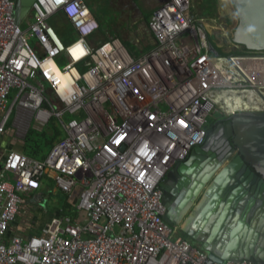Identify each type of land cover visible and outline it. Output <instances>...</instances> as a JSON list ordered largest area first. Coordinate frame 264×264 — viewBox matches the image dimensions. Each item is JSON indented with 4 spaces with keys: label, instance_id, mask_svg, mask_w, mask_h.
Returning <instances> with one entry per match:
<instances>
[{
    "label": "built area",
    "instance_id": "built-area-1",
    "mask_svg": "<svg viewBox=\"0 0 264 264\" xmlns=\"http://www.w3.org/2000/svg\"><path fill=\"white\" fill-rule=\"evenodd\" d=\"M190 6L158 4L154 45L135 55L118 37L88 42L100 21L87 0H34L20 23L14 0H0V138L13 113L27 129L54 119L63 131L44 159L0 144V264H219L174 237L160 184L204 142L207 115L264 110V51L214 55ZM231 94L248 104L227 109L220 97ZM44 179L79 188L78 215H52L25 237L13 223Z\"/></svg>",
    "mask_w": 264,
    "mask_h": 264
},
{
    "label": "water",
    "instance_id": "water-1",
    "mask_svg": "<svg viewBox=\"0 0 264 264\" xmlns=\"http://www.w3.org/2000/svg\"><path fill=\"white\" fill-rule=\"evenodd\" d=\"M33 2L14 0L16 22ZM218 3L232 43L264 51V0ZM210 50L219 55L212 43ZM229 138L234 147L222 151L221 141ZM207 154L211 159L204 160ZM217 154L219 160H212ZM160 187L167 207L163 218L201 241L210 263L246 258L264 264V110L237 111L216 119L205 142L178 161Z\"/></svg>",
    "mask_w": 264,
    "mask_h": 264
},
{
    "label": "rangeland",
    "instance_id": "rangeland-1",
    "mask_svg": "<svg viewBox=\"0 0 264 264\" xmlns=\"http://www.w3.org/2000/svg\"><path fill=\"white\" fill-rule=\"evenodd\" d=\"M162 1L87 0L91 11L99 19L101 27L94 33V37L88 38V42L95 44L99 41L102 42L107 37H118L133 52L145 50L150 46L149 39L151 38L148 20L153 10ZM190 11L203 24L217 45L223 46L225 50H243L242 45L232 43L231 37L228 35L227 23L220 15L218 0H191ZM200 18L203 19L200 20ZM221 117V113L213 111L207 115L204 128L208 130L210 125ZM26 124L25 115L19 114L14 119L13 113L9 118L4 135L0 138V144L16 150L22 147L24 152L43 156L48 147L45 146L44 138L40 134L36 135L34 140L24 142L29 131ZM47 137H50V133H48ZM78 189L76 187L72 193H64L56 184L44 179L38 189L29 191L26 194L27 197L13 223L14 229L21 232L23 236L28 237L30 234L38 232L40 227L52 215L67 213L65 210L68 212L71 210L75 211L77 207L74 200ZM199 197L194 203L198 201ZM65 202L72 204V207L69 208L70 210ZM189 211H191V208ZM175 232L174 237L181 236L194 246L202 248V242L185 235L180 230V226H177Z\"/></svg>",
    "mask_w": 264,
    "mask_h": 264
},
{
    "label": "trees",
    "instance_id": "trees-1",
    "mask_svg": "<svg viewBox=\"0 0 264 264\" xmlns=\"http://www.w3.org/2000/svg\"><path fill=\"white\" fill-rule=\"evenodd\" d=\"M51 22L56 26V28L58 29V32L60 33V35H61V37L65 43H68L69 41H71V39H72L71 28L64 27L56 19H52ZM99 28H101V27H99ZM208 39H209V42H211L215 46V48L219 52V55H221V56L240 55V54H245L247 52H251V51L247 50L245 47H243V50H236V49L225 50L223 46H219L216 44V42L212 39L210 34H208ZM58 60H59V62L61 61L60 58ZM48 133H50V137H47ZM38 134H40L44 138V144H45V146L48 147V150L46 151V153L43 156H37V155L32 154V153L24 152L22 147L19 148V150L23 151L24 153H26L32 157H35L38 159H44L47 156V154H48L49 150L51 149V147L53 146V144L63 136V131L60 128V126H58L56 124L55 120L51 119L48 122V124L40 131H37V130L30 128L27 135H26V138L24 139V142L29 141V140L30 141L34 140V138ZM21 146H22V144H21ZM9 148H11V147H9ZM65 203H66V206L68 207V209L72 207L71 203H67V202H65ZM65 212H67V214L71 215L73 218H76V216L78 215L77 210H75V211L71 210L69 212L67 210H65Z\"/></svg>",
    "mask_w": 264,
    "mask_h": 264
},
{
    "label": "bare ground",
    "instance_id": "bare-ground-1",
    "mask_svg": "<svg viewBox=\"0 0 264 264\" xmlns=\"http://www.w3.org/2000/svg\"><path fill=\"white\" fill-rule=\"evenodd\" d=\"M51 71H53V75L56 79L63 78V76L58 72L55 65L52 64L50 67ZM220 97L223 100V104L227 107V109L238 108L242 105L248 104V101L241 94H231V95H221ZM203 238V234L200 235Z\"/></svg>",
    "mask_w": 264,
    "mask_h": 264
},
{
    "label": "flooded vegetation",
    "instance_id": "flooded-vegetation-1",
    "mask_svg": "<svg viewBox=\"0 0 264 264\" xmlns=\"http://www.w3.org/2000/svg\"><path fill=\"white\" fill-rule=\"evenodd\" d=\"M205 140H206V138H205ZM205 140H204V142H205ZM204 142H203V143H204ZM203 143H202V144H203ZM232 147H234V145H233V141H232V138L224 139L223 141H221V143H220V145H219V148H221L222 151H225L227 148H229V150H230ZM188 156H189V155H188ZM187 158H188V157H187ZM187 158H186V159H187ZM208 159H211V154H207V155L204 156V160H208ZM212 160H219V156H218V154L215 155V156L212 158ZM241 197H242V195L236 197L235 201H236V202L239 201V200L241 199Z\"/></svg>",
    "mask_w": 264,
    "mask_h": 264
},
{
    "label": "crops",
    "instance_id": "crops-1",
    "mask_svg": "<svg viewBox=\"0 0 264 264\" xmlns=\"http://www.w3.org/2000/svg\"><path fill=\"white\" fill-rule=\"evenodd\" d=\"M201 19H203V18H200V20ZM202 24V23H201ZM203 25V24H202ZM94 33H96V32H94ZM94 33L92 34V35H90L89 37V39H91L92 37H94ZM150 35H151V38L149 39V43H150V46L148 47V48H146L145 50H140V51H136V52H133V51H131L128 47V49H129V51L130 52H132L133 54H135V55H138V54H140V53H142V52H144V51H146V50H148V49H150L153 45H154V38H153V35H152V33L150 32ZM109 37H107V38H105L104 40H106V39H108ZM151 39H152V41H151ZM103 40V41H104ZM90 41V40H89ZM99 43H101L100 41L99 42H97V43H95V44H93V43H90L91 45H97V44H99ZM132 43V42H131ZM126 45V44H125ZM14 228V227H13ZM16 230V229H15ZM18 231V230H17ZM19 232V231H18Z\"/></svg>",
    "mask_w": 264,
    "mask_h": 264
}]
</instances>
